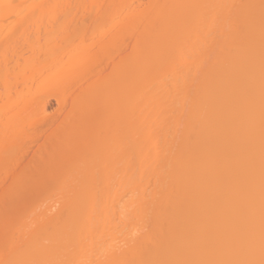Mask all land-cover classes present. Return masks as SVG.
<instances>
[{"label":"bare ground","instance_id":"1","mask_svg":"<svg viewBox=\"0 0 264 264\" xmlns=\"http://www.w3.org/2000/svg\"><path fill=\"white\" fill-rule=\"evenodd\" d=\"M0 264H264V0H0Z\"/></svg>","mask_w":264,"mask_h":264},{"label":"rangeland","instance_id":"2","mask_svg":"<svg viewBox=\"0 0 264 264\" xmlns=\"http://www.w3.org/2000/svg\"><path fill=\"white\" fill-rule=\"evenodd\" d=\"M47 99H46L47 100L46 101V111L48 113H53L54 112V109L57 107V101L53 97H51V96H49V98H47Z\"/></svg>","mask_w":264,"mask_h":264}]
</instances>
